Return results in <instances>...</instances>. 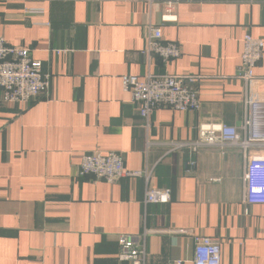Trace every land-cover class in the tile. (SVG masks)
I'll list each match as a JSON object with an SVG mask.
<instances>
[{
	"label": "crops",
	"instance_id": "obj_1",
	"mask_svg": "<svg viewBox=\"0 0 264 264\" xmlns=\"http://www.w3.org/2000/svg\"><path fill=\"white\" fill-rule=\"evenodd\" d=\"M162 13L147 0L0 2V36L49 76L27 103L0 90V264H131L118 257L120 234L143 242L147 264H192L197 235L218 240L220 264H264V204L243 199L245 154L168 149L200 123L242 132L247 98L264 102V50L249 83L236 76L244 34L264 41V0H182L174 21ZM149 25L179 46L176 59L143 51ZM146 73L195 75L200 110L160 107L144 126L122 76ZM93 151L152 168L148 183L78 174ZM147 188H168L169 201L145 202Z\"/></svg>",
	"mask_w": 264,
	"mask_h": 264
},
{
	"label": "built area",
	"instance_id": "obj_2",
	"mask_svg": "<svg viewBox=\"0 0 264 264\" xmlns=\"http://www.w3.org/2000/svg\"><path fill=\"white\" fill-rule=\"evenodd\" d=\"M5 1V0H0ZM159 2L163 7L161 21H174L173 11L182 0H147ZM38 12L39 9H28ZM264 41L245 33L242 39L240 64L236 76L246 84L253 77V69L262 57ZM149 55L158 56L163 62L176 59L181 51L172 41L164 40L159 25H149L146 48ZM197 77L192 74H153L143 77L122 76L123 87L130 91L131 99L137 104V112L143 125H150L153 112L160 107L177 111H198L201 108L198 91L194 86ZM49 87V76L41 72L40 60L30 55L29 48L10 45L0 36V90L4 102L27 103L45 94ZM247 116L240 132L237 127L222 122H208L197 125V137L191 141L169 142V150L184 148L197 152L201 148L240 149L245 154L244 196L247 204H264V102L248 100ZM195 167V160L187 161L189 170ZM152 168L130 170L125 167L121 154L113 151L84 153L79 162L78 174L93 175L107 182L122 177L144 176L148 183ZM170 199L168 188H147L145 202L166 203ZM118 257L131 264H147L143 242H136L128 234L117 237ZM220 244L208 236H195L192 264H220ZM168 264H184L182 259L171 260Z\"/></svg>",
	"mask_w": 264,
	"mask_h": 264
}]
</instances>
